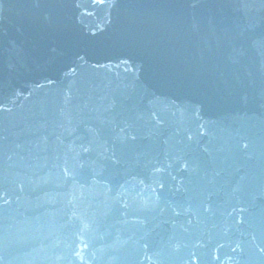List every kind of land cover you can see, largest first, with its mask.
I'll use <instances>...</instances> for the list:
<instances>
[{
	"label": "water",
	"instance_id": "95a60500",
	"mask_svg": "<svg viewBox=\"0 0 264 264\" xmlns=\"http://www.w3.org/2000/svg\"><path fill=\"white\" fill-rule=\"evenodd\" d=\"M0 264H264V0H0Z\"/></svg>",
	"mask_w": 264,
	"mask_h": 264
}]
</instances>
